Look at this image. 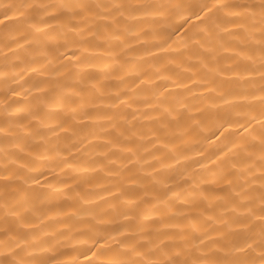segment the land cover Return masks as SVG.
I'll list each match as a JSON object with an SVG mask.
<instances>
[{"label": "bare ground", "instance_id": "obj_1", "mask_svg": "<svg viewBox=\"0 0 264 264\" xmlns=\"http://www.w3.org/2000/svg\"><path fill=\"white\" fill-rule=\"evenodd\" d=\"M0 264H264V0H0Z\"/></svg>", "mask_w": 264, "mask_h": 264}]
</instances>
